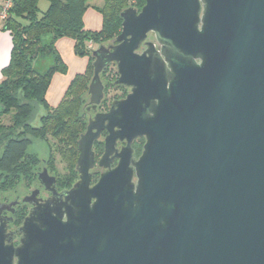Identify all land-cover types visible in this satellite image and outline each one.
Wrapping results in <instances>:
<instances>
[{
	"label": "water",
	"instance_id": "1",
	"mask_svg": "<svg viewBox=\"0 0 264 264\" xmlns=\"http://www.w3.org/2000/svg\"><path fill=\"white\" fill-rule=\"evenodd\" d=\"M120 18L92 53L89 105L112 64L131 92L89 119L72 189L39 174L52 196L2 224L0 264H264V0H145ZM103 131L101 166L128 147L91 186Z\"/></svg>",
	"mask_w": 264,
	"mask_h": 264
},
{
	"label": "trees",
	"instance_id": "2",
	"mask_svg": "<svg viewBox=\"0 0 264 264\" xmlns=\"http://www.w3.org/2000/svg\"><path fill=\"white\" fill-rule=\"evenodd\" d=\"M40 1L11 0L6 18L0 19L3 30L10 32L12 37L10 61L2 70L3 80L0 81V185L9 190L20 184H30L35 178L41 160L29 152L34 138L51 132L79 140L82 133L74 128H78L84 118L78 109L83 102L80 92L88 90V72L93 70L95 48H89V44L100 47L114 40L122 30L120 13L129 7H143L145 3V0H104L102 8L94 7L103 16L102 29L90 31L84 24L89 0H47L49 7L43 13ZM62 38L73 39L75 55L88 57L89 64L84 74L72 80L60 104L53 108L46 100L51 79L55 73L65 75L68 72L55 47ZM36 106L48 113L41 118V126L32 125ZM89 106L87 103L83 114L90 111ZM7 114L10 115L9 123L3 119ZM78 140L74 142L75 149H69H73L71 156L79 152ZM72 171L66 177L67 186L76 181L77 173Z\"/></svg>",
	"mask_w": 264,
	"mask_h": 264
},
{
	"label": "flooded vegetation",
	"instance_id": "3",
	"mask_svg": "<svg viewBox=\"0 0 264 264\" xmlns=\"http://www.w3.org/2000/svg\"><path fill=\"white\" fill-rule=\"evenodd\" d=\"M117 76H118V72H117ZM115 85L117 87H121L124 90L128 91L125 98H116L111 102L110 106L105 107L104 106V102L106 100V88H105L104 99L101 102V104L98 106H89L88 109H90V111L95 112V115L97 113H107L110 111L112 104L115 101L126 99L127 96L130 94L131 89L121 85H117L116 83ZM107 136L108 133L106 131H103L101 133L99 140L96 141L93 146V151L95 154V164L93 169L91 170V176H92L91 186H94L98 183L102 174L106 173L107 171L114 170L119 166L120 158H118L117 155L120 154L124 148L128 147L127 140L124 141L118 140L112 155L104 159L103 166H101L100 162L106 155ZM145 143H146L145 138H138L132 142L130 146L131 148L130 154L131 157H133L136 161H138L139 158L141 157L144 151ZM45 169L48 171L49 176L54 177L56 179V186L60 193L65 190L72 189L73 186L79 181V173L75 168V171L77 173L76 181L71 186H67L68 184L66 182L67 181L66 176L61 175V173L57 171L51 170L49 166V159L44 158L41 161L40 168H38V170L35 172V178L33 182L27 184L29 185L28 188L24 186V187L15 188L14 190H9L6 188H2V186L0 185V227L2 226V224H4L6 226L7 234H12L23 226L27 216L29 215L31 209L33 208V204L44 202L52 196V194L49 191H47L45 186L42 185L41 182L39 181V174L42 173L43 170ZM22 185H26V184L24 183ZM20 241H21L20 235L13 237V244L15 247L20 245L21 243Z\"/></svg>",
	"mask_w": 264,
	"mask_h": 264
},
{
	"label": "rangeland",
	"instance_id": "4",
	"mask_svg": "<svg viewBox=\"0 0 264 264\" xmlns=\"http://www.w3.org/2000/svg\"><path fill=\"white\" fill-rule=\"evenodd\" d=\"M145 5V3H144ZM49 7V2L47 0H41L39 3V8L41 12H45ZM138 10H141L143 7L136 6ZM1 10V7H0ZM121 33V32H120ZM112 41L104 42L105 45L110 44ZM149 41H154V36L151 35ZM90 45V44H89ZM98 46H95V49H97ZM93 49V45H92ZM93 49V51L95 50ZM117 72V68L115 65L110 66L104 74L102 75V81L104 83V86L106 88V100L104 102V106L108 107L110 106L111 102L116 99V98H125L128 91L124 90L121 87H117L115 85V81L118 79L119 76H115V73ZM88 77L90 79L89 84L91 82V79L93 77V70H90L88 72ZM80 95L83 99V102L79 104L80 112H83V109L87 103H89V95H88V90H83L80 92ZM37 109L34 111L33 115V121L32 125L33 126H41V118L47 115L48 113L42 108L36 106ZM82 119V124L78 128H74V130L79 131V133H84L88 120L90 117H93L95 115V112L89 111L86 112ZM91 114V115H90ZM4 122L9 123L10 121V115H4L3 116ZM67 137V140H66ZM77 142L78 138L75 139L71 135L66 136L65 134L62 135H53L51 132L47 136H43L40 138H34L33 144L30 147L29 152L37 155L40 160L42 159H49V166L51 170L57 171L61 173V175H65L66 177L71 174L73 169L75 170L76 165H77V160L79 157V152L73 154L72 150L75 149V144L74 142ZM70 148H73L71 151L69 150ZM1 154V151H0ZM40 168V166L38 167ZM26 187L28 188L29 185H22L20 184L19 187Z\"/></svg>",
	"mask_w": 264,
	"mask_h": 264
},
{
	"label": "crops",
	"instance_id": "5",
	"mask_svg": "<svg viewBox=\"0 0 264 264\" xmlns=\"http://www.w3.org/2000/svg\"><path fill=\"white\" fill-rule=\"evenodd\" d=\"M5 0H0V5ZM90 8L84 14L85 28L90 31H99L103 26V16L95 9L104 6V0H89ZM3 23L0 20V81L3 80L2 70L8 66L10 54L12 50V37L10 32L4 31ZM75 42L71 38L59 39L56 44V50L60 54L62 60L68 67V72L64 75L55 73L51 79L46 100L48 104L55 108L64 98L72 80L79 74H84L88 68L89 58L78 57L74 53ZM93 48L95 46L93 45Z\"/></svg>",
	"mask_w": 264,
	"mask_h": 264
},
{
	"label": "built area",
	"instance_id": "6",
	"mask_svg": "<svg viewBox=\"0 0 264 264\" xmlns=\"http://www.w3.org/2000/svg\"><path fill=\"white\" fill-rule=\"evenodd\" d=\"M0 7H1L0 19H5L7 16L8 9H10V7H11V0L5 1V3L0 5ZM92 45L93 44L90 43L89 48L92 49Z\"/></svg>",
	"mask_w": 264,
	"mask_h": 264
}]
</instances>
